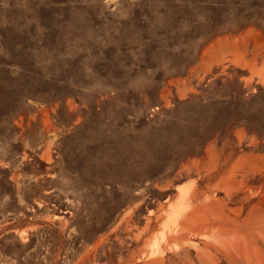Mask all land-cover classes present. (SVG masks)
Listing matches in <instances>:
<instances>
[{
	"label": "rangeland",
	"instance_id": "1",
	"mask_svg": "<svg viewBox=\"0 0 264 264\" xmlns=\"http://www.w3.org/2000/svg\"><path fill=\"white\" fill-rule=\"evenodd\" d=\"M0 264H264V0H0Z\"/></svg>",
	"mask_w": 264,
	"mask_h": 264
}]
</instances>
